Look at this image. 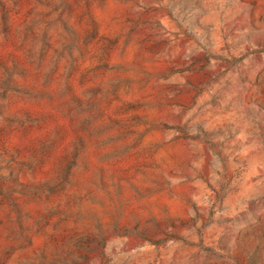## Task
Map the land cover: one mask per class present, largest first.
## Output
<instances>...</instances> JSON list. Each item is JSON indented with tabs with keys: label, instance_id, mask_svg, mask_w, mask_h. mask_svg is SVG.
<instances>
[{
	"label": "rangeland",
	"instance_id": "1",
	"mask_svg": "<svg viewBox=\"0 0 264 264\" xmlns=\"http://www.w3.org/2000/svg\"><path fill=\"white\" fill-rule=\"evenodd\" d=\"M0 264H264V0H0Z\"/></svg>",
	"mask_w": 264,
	"mask_h": 264
}]
</instances>
